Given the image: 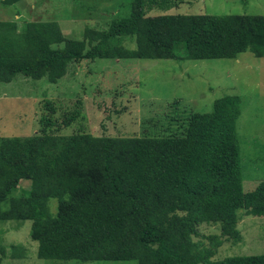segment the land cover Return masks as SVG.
<instances>
[{"label": "trees", "instance_id": "1", "mask_svg": "<svg viewBox=\"0 0 264 264\" xmlns=\"http://www.w3.org/2000/svg\"><path fill=\"white\" fill-rule=\"evenodd\" d=\"M175 5L132 0L108 31L87 29L79 40L65 38L54 21L27 22L21 32L0 21V81L21 75L55 83L70 63L86 59H233L246 51L264 57V15H145V7ZM121 37L135 47L116 43ZM240 104L237 95L216 99L211 112L190 114L181 136L1 137L0 220L31 221L43 260L264 264V254L213 260L220 240L210 236L207 248L190 238L195 225L218 223L237 240L240 210L264 216V181L249 192L242 187ZM22 180L31 181L29 189ZM50 199L58 202L54 215Z\"/></svg>", "mask_w": 264, "mask_h": 264}, {"label": "rangeland", "instance_id": "2", "mask_svg": "<svg viewBox=\"0 0 264 264\" xmlns=\"http://www.w3.org/2000/svg\"><path fill=\"white\" fill-rule=\"evenodd\" d=\"M131 2L21 0L5 6L0 0V21L15 22L18 32L27 22L54 21L65 38L79 40L86 38L87 29L108 31L113 20L128 14ZM175 2L167 10L145 7V15H264V0ZM116 43L135 47L133 38L121 37ZM226 95L241 99L236 129L242 187L249 192L264 181V57L249 51L233 59H86L70 63L55 83L17 75L10 82L0 81V138L37 134L68 138L80 133L115 138L181 136L190 114L211 112L214 101ZM30 184L22 180L20 187L29 189ZM48 206L54 215L57 200L50 199ZM7 207L9 203L1 205ZM238 214L237 240L223 234L218 223L195 225L191 240L207 248L210 236L220 240L213 260L264 254V216L243 215V210ZM30 227L28 220H0V264H138L39 259Z\"/></svg>", "mask_w": 264, "mask_h": 264}]
</instances>
